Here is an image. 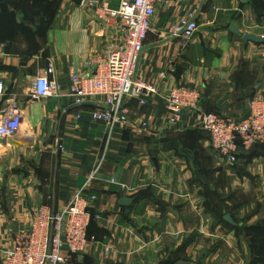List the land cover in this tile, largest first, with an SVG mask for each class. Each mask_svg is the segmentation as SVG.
I'll list each match as a JSON object with an SVG mask.
<instances>
[{
    "label": "crops",
    "instance_id": "0c3cea01",
    "mask_svg": "<svg viewBox=\"0 0 264 264\" xmlns=\"http://www.w3.org/2000/svg\"><path fill=\"white\" fill-rule=\"evenodd\" d=\"M88 1L0 0V121L16 106L15 138L28 143L0 144V247L27 231L39 206L62 209L78 192L95 200L88 248L71 264H153L184 240L209 244L214 218L225 223L222 236L229 226L264 230V146L239 149L236 163L225 164L195 114L172 124L165 109L175 86L199 91L200 112L232 120L247 117L249 100H264V0L158 4L137 66L155 93L143 103L129 98V126L113 129L68 96L69 77L90 74L89 62L117 38ZM123 1L132 0H99L112 10ZM191 18L194 37H174L173 28ZM229 26L263 42L245 44ZM49 66L60 96L35 100L31 83ZM121 198L132 201L121 205ZM226 234L224 241L246 245Z\"/></svg>",
    "mask_w": 264,
    "mask_h": 264
},
{
    "label": "built area",
    "instance_id": "2783aa9c",
    "mask_svg": "<svg viewBox=\"0 0 264 264\" xmlns=\"http://www.w3.org/2000/svg\"><path fill=\"white\" fill-rule=\"evenodd\" d=\"M165 1H123L116 10L99 0L87 2L88 8L94 10L106 27L116 30L117 38L101 56L89 62L90 74L69 77L68 96L77 106L91 105V119L105 123L109 129L129 126L126 103L129 98H137L143 103L144 97L155 93L152 86L138 77L137 66L156 7ZM197 30V23L191 18L174 27L172 35L189 40ZM52 73L49 66L31 83V96L35 100L60 96V85L49 78ZM2 89L0 83V94ZM199 102L198 90L188 86L173 87L165 101L169 121L176 124L184 113L195 114L197 128L208 135L211 152L222 162L232 165L237 161L239 149L247 151L264 146V100H249L248 115L243 120L202 113ZM20 125V112L11 105L0 121V138L16 137ZM141 126L145 127L146 123ZM132 127L139 128L135 124ZM59 149L62 150V146ZM98 168L99 165L92 177ZM94 200V196L85 197L78 192L62 209H56L52 203L39 206L27 231L9 237L0 247V264H71L72 257L83 255L88 248L89 206Z\"/></svg>",
    "mask_w": 264,
    "mask_h": 264
},
{
    "label": "rangeland",
    "instance_id": "374dc122",
    "mask_svg": "<svg viewBox=\"0 0 264 264\" xmlns=\"http://www.w3.org/2000/svg\"><path fill=\"white\" fill-rule=\"evenodd\" d=\"M224 224L219 218H214L212 222L213 228L211 229L212 238L209 244H204L203 241H200L199 244L193 246L191 242L184 240L179 246H172V250H168L153 264H157L162 260H169L168 264H177L178 262L183 264H264V244L261 243L264 242V230L257 229L252 231L246 227L247 225L239 227L237 230L228 225V228L222 229V236L219 233L218 226H223ZM227 231H229V236L234 234L233 236L241 240V242L245 243L246 241V245L242 247L239 244H230L228 239H225V242L222 238L227 237ZM182 251L187 252L184 254ZM182 255H184L183 260L179 257Z\"/></svg>",
    "mask_w": 264,
    "mask_h": 264
},
{
    "label": "water",
    "instance_id": "95a60500",
    "mask_svg": "<svg viewBox=\"0 0 264 264\" xmlns=\"http://www.w3.org/2000/svg\"><path fill=\"white\" fill-rule=\"evenodd\" d=\"M71 1L74 4L80 6V5H82L84 0H71ZM228 31L230 33H232V34H235V35L239 36L241 38L242 42L245 43V44H247L249 42H251V43H262L263 42V40H261L260 38L255 37V36H253L251 34H241L237 29H235L232 26H229ZM0 144L7 145L9 147H19V146H21L23 144H25V146H28V143L18 141L15 137L6 138V139L0 138ZM131 201L132 200L128 199V198H121L119 204L126 205L129 202H131ZM224 220L228 224L234 225L230 215L224 216ZM168 263H169V260H162V261L158 262L157 264H168ZM178 264H183V263L178 262Z\"/></svg>",
    "mask_w": 264,
    "mask_h": 264
}]
</instances>
